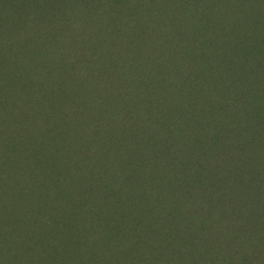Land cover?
Returning a JSON list of instances; mask_svg holds the SVG:
<instances>
[{
  "label": "rangeland",
  "instance_id": "1",
  "mask_svg": "<svg viewBox=\"0 0 264 264\" xmlns=\"http://www.w3.org/2000/svg\"><path fill=\"white\" fill-rule=\"evenodd\" d=\"M262 70L264 0H0L2 264H261Z\"/></svg>",
  "mask_w": 264,
  "mask_h": 264
},
{
  "label": "trees",
  "instance_id": "2",
  "mask_svg": "<svg viewBox=\"0 0 264 264\" xmlns=\"http://www.w3.org/2000/svg\"><path fill=\"white\" fill-rule=\"evenodd\" d=\"M261 73H264L263 70H262ZM260 77L261 76H259L257 78V80H255V82H254V94L249 95V98L250 97L252 99L255 98V96H258L259 92L260 93H264V78H262V80L259 81ZM257 84H258V87H257ZM252 117H254V118L261 117V114L259 113V115H258V113L255 112L254 114H252ZM196 119H198V117ZM221 129L223 131H226V132H234L235 131L232 128H230L229 126L223 127ZM202 142H203V139L201 140V137H196V135L195 136L192 135L186 142V145L189 146L188 148L193 151V157L188 161V165L190 164L191 160H193L192 163L194 164L193 170H191V171L188 170L187 171L188 172L187 174H189L187 177H189V178H195L197 176V175H195V171L198 170L199 168L202 169V173H198L199 177L205 175L207 173V171H205L202 168L203 164H201V162H202L203 159L207 160V158L212 156V153L215 152V151L205 150L203 148V143ZM235 150H237L235 152V155H236L237 152H240L238 149H235ZM241 152H244V151H241ZM197 156H198V158L196 159ZM215 156H216V160L219 159L220 158V153L215 152ZM257 159H258L259 162L256 165V168L257 169H262L263 166H264V154L260 155ZM212 161H215V159L213 158ZM204 165H205V168H209L208 164L206 165L204 163ZM227 167H229V165H227ZM151 172H153V171H151ZM243 173L244 174H248L249 170L243 169ZM260 175H261V172H257V176L260 177ZM198 179L200 180V178H198ZM223 179L225 181H230L227 176L223 177ZM151 181H153V180H151ZM249 184L251 186V189H249L245 195H241V197H242L244 202H250L249 201L250 198H248V197H251L252 194L254 193V191L257 190L256 188H259V187H257L258 185H256V183H249ZM257 184H258V182H257ZM6 235H7L6 233H2L0 231V242L3 243V239L5 238ZM257 237L258 236H255L256 243L260 242V244L263 245L262 246V251H263V254H264V241H263L264 239H262L260 241L259 238H257ZM225 243H226L227 246H230L229 250L226 251V250H224L223 247H222V249L218 247V253H216V254L214 253V250L212 251V254L209 253L210 255H208V253H206V252H203V253L201 252L200 255L196 256V257H200L201 259H198V261H194V264H254L253 263L254 260L252 258H249L248 256L244 255V252H240L239 251V248L244 249V248L248 247V249L250 250V247H251L241 237H238V238H236L233 241L226 240ZM192 249L193 248H191V250ZM180 250L183 251V252H181V253H183V255H185V253L189 254V253L186 252V250H187L186 248H181ZM191 250L189 249L188 251H191ZM33 252H35L36 255H32V258H35L36 260H38V262H44L45 264H49L50 263L46 259L42 258V256L39 254L38 251H33ZM255 252H256V249H255ZM72 256L73 255L71 254V257ZM10 258H11V256L8 254V252H5L3 250V248L0 247V264H2L3 262L9 260ZM161 259H163V258H161ZM190 260H191V258L186 256L184 258V260L182 261V264H189ZM258 262L259 261H257L256 263L258 264ZM261 264H264V259H263Z\"/></svg>",
  "mask_w": 264,
  "mask_h": 264
}]
</instances>
